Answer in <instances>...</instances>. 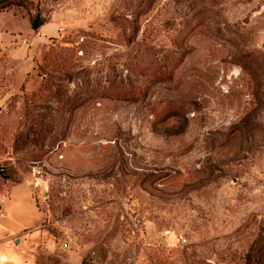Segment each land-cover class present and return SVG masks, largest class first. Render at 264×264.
I'll return each instance as SVG.
<instances>
[{
    "label": "rangeland",
    "instance_id": "1",
    "mask_svg": "<svg viewBox=\"0 0 264 264\" xmlns=\"http://www.w3.org/2000/svg\"><path fill=\"white\" fill-rule=\"evenodd\" d=\"M14 1L0 193L43 216L10 239L25 264H264V0Z\"/></svg>",
    "mask_w": 264,
    "mask_h": 264
},
{
    "label": "crops",
    "instance_id": "2",
    "mask_svg": "<svg viewBox=\"0 0 264 264\" xmlns=\"http://www.w3.org/2000/svg\"><path fill=\"white\" fill-rule=\"evenodd\" d=\"M2 35L8 36L10 35V31L5 29ZM18 187L20 186L15 184L12 185L7 192L0 193V264L27 263L28 260L25 259L26 253H23L22 250L11 247L10 239H13L14 241H18L19 239L21 240L20 233L30 225H37L43 218L39 209L34 207L38 213V221L36 223L30 224V222L26 220L29 215L27 210L30 208V206L33 207V203L30 199L27 188H25L24 191L19 190ZM1 212H3V214H1ZM42 230H45L43 235L34 233V236H42L46 241L45 245L48 246L53 238L49 236L47 228L42 227ZM38 232L40 233L41 231ZM24 245L28 244L21 243V246L26 249L27 246ZM40 245H42L43 248H46L44 247V244L40 243ZM28 263L35 264V262L31 263L30 260Z\"/></svg>",
    "mask_w": 264,
    "mask_h": 264
},
{
    "label": "trees",
    "instance_id": "3",
    "mask_svg": "<svg viewBox=\"0 0 264 264\" xmlns=\"http://www.w3.org/2000/svg\"><path fill=\"white\" fill-rule=\"evenodd\" d=\"M0 2H1L0 9L3 7H6L10 3H20L21 4V1H14V0H1ZM43 22H44V18H41L39 14H37L33 18L30 19V26L35 29L39 27Z\"/></svg>",
    "mask_w": 264,
    "mask_h": 264
},
{
    "label": "built area",
    "instance_id": "4",
    "mask_svg": "<svg viewBox=\"0 0 264 264\" xmlns=\"http://www.w3.org/2000/svg\"><path fill=\"white\" fill-rule=\"evenodd\" d=\"M1 214H3V212H1Z\"/></svg>",
    "mask_w": 264,
    "mask_h": 264
},
{
    "label": "water",
    "instance_id": "5",
    "mask_svg": "<svg viewBox=\"0 0 264 264\" xmlns=\"http://www.w3.org/2000/svg\"><path fill=\"white\" fill-rule=\"evenodd\" d=\"M17 241V240H16Z\"/></svg>",
    "mask_w": 264,
    "mask_h": 264
}]
</instances>
